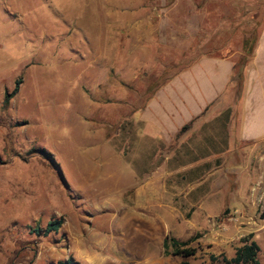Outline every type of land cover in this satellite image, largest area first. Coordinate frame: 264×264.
I'll return each mask as SVG.
<instances>
[{"label": "rangeland", "instance_id": "obj_1", "mask_svg": "<svg viewBox=\"0 0 264 264\" xmlns=\"http://www.w3.org/2000/svg\"><path fill=\"white\" fill-rule=\"evenodd\" d=\"M263 26L264 0H0V264H226L249 235L264 264L258 161L216 157L237 98L170 142L138 119ZM166 238L195 255L165 254Z\"/></svg>", "mask_w": 264, "mask_h": 264}, {"label": "crops", "instance_id": "obj_2", "mask_svg": "<svg viewBox=\"0 0 264 264\" xmlns=\"http://www.w3.org/2000/svg\"><path fill=\"white\" fill-rule=\"evenodd\" d=\"M236 59V53L231 51L205 54L168 80L138 115L144 133L170 142L181 134L183 127L191 128L212 108L225 104L233 96ZM231 107L237 114L232 117V128H228L223 154L216 157L230 158L232 149L241 150L244 155L249 151L248 157L258 161V203L264 208V26L246 66L237 105L230 102L228 108Z\"/></svg>", "mask_w": 264, "mask_h": 264}, {"label": "trees", "instance_id": "obj_3", "mask_svg": "<svg viewBox=\"0 0 264 264\" xmlns=\"http://www.w3.org/2000/svg\"><path fill=\"white\" fill-rule=\"evenodd\" d=\"M257 42H258V38H256L254 41L245 39L243 42L242 55L234 63L231 94L233 95V97H236L237 99L240 96L241 90L243 88L246 66L255 50ZM21 83L22 80L19 79L15 84L14 90L11 93L8 92L6 93L4 99L5 105L9 104L10 100L16 94H18ZM189 128L190 125L183 127L181 133L185 132ZM63 223H64L63 219L51 221L45 229V234L48 235L52 232H58L62 227ZM34 231L40 232V227H38ZM186 244L187 243L180 242L175 238H166L163 244L165 254L173 255V256L182 255L184 257H190L195 255V251L192 249H185L184 251H181L180 247L185 246ZM259 253H260L259 244L255 240H253L252 235H249L247 238H244L242 240V245L237 249L235 257H233L232 259L225 258L224 261L226 262V264H260ZM59 264H75V263H73V260L70 258L65 263H59ZM181 264H188V263H181Z\"/></svg>", "mask_w": 264, "mask_h": 264}, {"label": "water", "instance_id": "obj_4", "mask_svg": "<svg viewBox=\"0 0 264 264\" xmlns=\"http://www.w3.org/2000/svg\"><path fill=\"white\" fill-rule=\"evenodd\" d=\"M62 175V174H61Z\"/></svg>", "mask_w": 264, "mask_h": 264}]
</instances>
